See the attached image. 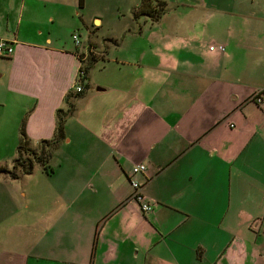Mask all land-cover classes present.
<instances>
[{
	"label": "crops",
	"instance_id": "0c3cea01",
	"mask_svg": "<svg viewBox=\"0 0 264 264\" xmlns=\"http://www.w3.org/2000/svg\"><path fill=\"white\" fill-rule=\"evenodd\" d=\"M182 5L144 16L160 25L147 45L132 31L78 48L69 36L94 33L86 0H0L14 47L0 57L1 114L26 120L36 149L75 105L42 182L0 173V264H264V108L249 100L264 90V0ZM90 45L102 57L77 93ZM140 163L147 213L131 196Z\"/></svg>",
	"mask_w": 264,
	"mask_h": 264
},
{
	"label": "rangeland",
	"instance_id": "374dc122",
	"mask_svg": "<svg viewBox=\"0 0 264 264\" xmlns=\"http://www.w3.org/2000/svg\"><path fill=\"white\" fill-rule=\"evenodd\" d=\"M150 1L152 5H155V0ZM163 1L166 4L164 19L180 17L183 13L188 11V7L182 5L186 0ZM140 2L141 0H86V14L84 15L85 24H89L90 29L94 33L90 36L88 33L89 29L83 25L81 30L82 36H80L82 37L81 39L85 41L93 37V40L97 42L99 47L104 46L106 42L112 43L115 41H119L122 45L125 42L126 33H133L132 31L137 33L138 31L141 32L139 37L140 43L142 45H147L148 38L145 37V33L160 28V25H155L154 22H151L149 18L147 19L144 16L138 18L133 17L134 10L140 5ZM95 17L101 18L103 23L101 25H92V19ZM66 36L67 34L64 37ZM130 36L131 35H128L127 38ZM72 37L73 35L69 36L71 41ZM101 57L102 55H98L99 59ZM101 66L102 65L98 63L92 68V71L97 77L102 74L101 69L103 68ZM87 89V93H89L92 91L93 87L91 86ZM6 116L5 112H2V114L0 112V167L5 166L7 169H12L22 136L21 124L13 123V121H10L11 119ZM32 146L37 149L38 153L41 152V147H37L36 143L33 142ZM46 150L48 152H54L53 149L50 150V148ZM52 161L54 164L57 163V157L52 159ZM43 168L41 164L36 163L30 177L23 176L19 178L18 187L21 186V188H26L29 183L42 182L44 177L42 175Z\"/></svg>",
	"mask_w": 264,
	"mask_h": 264
},
{
	"label": "trees",
	"instance_id": "16d2710c",
	"mask_svg": "<svg viewBox=\"0 0 264 264\" xmlns=\"http://www.w3.org/2000/svg\"><path fill=\"white\" fill-rule=\"evenodd\" d=\"M155 5H152L150 0H141L140 5L134 10V18H138L140 16L149 17L152 21H157L165 12V4L159 0H155ZM81 6H83V0H80ZM97 56L88 57L87 61L84 63V71L85 75L82 78V83L85 87L89 88L86 84L87 76H89L90 65L97 61ZM75 110V105L70 104L67 110H59L58 112V122H57V134L51 140H45L41 143V152L38 153L37 149H33L29 145V139L26 132V124L25 121L21 123V139L20 144L18 146L17 157L14 161V167L12 169H7L5 166L0 167V173H4L8 175L12 179H19L20 177L31 175L34 171L35 165L41 164L44 168V171L50 170V156L53 153L52 151L48 152L46 149L50 148L53 151L57 150L60 146V143L66 138L65 135V122L67 117L72 115ZM52 152V153H51Z\"/></svg>",
	"mask_w": 264,
	"mask_h": 264
},
{
	"label": "built area",
	"instance_id": "2783aa9c",
	"mask_svg": "<svg viewBox=\"0 0 264 264\" xmlns=\"http://www.w3.org/2000/svg\"><path fill=\"white\" fill-rule=\"evenodd\" d=\"M73 40L75 41L76 46L78 48L82 47L83 41L78 33L73 34ZM224 49L225 47L222 44H219V45L212 44L209 47L210 51L216 50V51L222 52ZM13 55H14V47L12 46V42L6 39H0V57H3V58L10 57L11 58ZM78 55L81 60V67L79 70V76H78V81H77L78 85L76 87V91L77 93H81L84 91V88H85L84 84L82 83V78L85 75V71H84L85 60L87 61L88 57L94 56V55L98 57L99 53L97 52V50H95L92 47V45H90L86 47V50L84 52H80L78 53ZM249 100L259 105L260 107L264 108V90H261V88L254 90L251 96L249 97ZM145 170H146V165L143 163L133 166L131 170L132 177L130 178V182H131V188H132L131 196L133 197L135 201H137L140 204L141 211L144 213H147L152 210V203H150L148 200L143 199L144 196L142 193V187H141L142 185L139 183V181L134 179L135 175L145 172Z\"/></svg>",
	"mask_w": 264,
	"mask_h": 264
}]
</instances>
